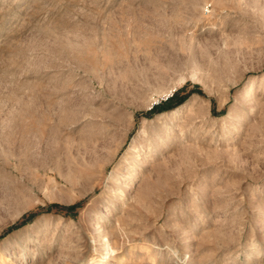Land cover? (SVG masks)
Instances as JSON below:
<instances>
[{
  "label": "rangeland",
  "instance_id": "obj_1",
  "mask_svg": "<svg viewBox=\"0 0 264 264\" xmlns=\"http://www.w3.org/2000/svg\"><path fill=\"white\" fill-rule=\"evenodd\" d=\"M97 263L264 264V0H0V264Z\"/></svg>",
  "mask_w": 264,
  "mask_h": 264
},
{
  "label": "bare ground",
  "instance_id": "obj_2",
  "mask_svg": "<svg viewBox=\"0 0 264 264\" xmlns=\"http://www.w3.org/2000/svg\"><path fill=\"white\" fill-rule=\"evenodd\" d=\"M246 93V94H245ZM252 96H253V91L251 90V89H248L247 90V92H244L243 94H242V96H241V101H248V100H250L251 98H252ZM252 111H254V110H256V107L254 106L252 109H251ZM108 215V214H107ZM106 244H107V246H108V250H107V253L104 255V256H106L105 258H103L102 259V261H106L107 259H110V257L112 256V254H111V251L113 250V248H112V246H111V244H110V242H106ZM108 255H110V257H107ZM103 256V257H104ZM101 261V262H102ZM100 262V263H101ZM100 263H97V264H100Z\"/></svg>",
  "mask_w": 264,
  "mask_h": 264
},
{
  "label": "trees",
  "instance_id": "obj_3",
  "mask_svg": "<svg viewBox=\"0 0 264 264\" xmlns=\"http://www.w3.org/2000/svg\"><path fill=\"white\" fill-rule=\"evenodd\" d=\"M185 100H186V97H185V96H182V97H180V98L175 97L173 100H171V101L167 104V106H165V107H163V106H161V107H157V108L155 109V111L160 110V108H162V109H163V108H165V109H172V108H175V107L181 105Z\"/></svg>",
  "mask_w": 264,
  "mask_h": 264
}]
</instances>
